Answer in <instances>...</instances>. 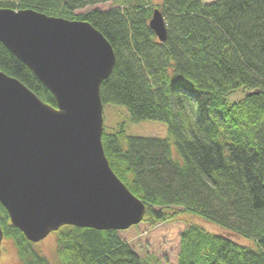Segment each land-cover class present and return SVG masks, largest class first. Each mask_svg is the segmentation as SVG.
Instances as JSON below:
<instances>
[{
    "label": "trees",
    "instance_id": "obj_1",
    "mask_svg": "<svg viewBox=\"0 0 264 264\" xmlns=\"http://www.w3.org/2000/svg\"><path fill=\"white\" fill-rule=\"evenodd\" d=\"M107 2L118 7L77 13ZM0 9L90 23L117 59L101 86L104 105L125 107L133 123L168 125V139L129 136L122 124L102 141L113 172L146 205L143 222L184 213L224 232L191 226L178 264H264V0H18ZM155 10L167 25L164 43L149 25ZM0 71L56 106L2 43ZM239 90L244 97L231 102ZM0 225L20 264H51L1 204ZM56 255L59 264H144L119 231L63 227Z\"/></svg>",
    "mask_w": 264,
    "mask_h": 264
},
{
    "label": "water",
    "instance_id": "obj_2",
    "mask_svg": "<svg viewBox=\"0 0 264 264\" xmlns=\"http://www.w3.org/2000/svg\"><path fill=\"white\" fill-rule=\"evenodd\" d=\"M149 25L164 43L159 10ZM0 43L56 103L0 71V204L11 225L34 244L63 227L120 232L140 225L146 205L113 172L102 141L101 86L117 61L109 41L85 21L0 9ZM3 240L0 225V259Z\"/></svg>",
    "mask_w": 264,
    "mask_h": 264
},
{
    "label": "rangeland",
    "instance_id": "obj_3",
    "mask_svg": "<svg viewBox=\"0 0 264 264\" xmlns=\"http://www.w3.org/2000/svg\"><path fill=\"white\" fill-rule=\"evenodd\" d=\"M7 2H17L18 0H0ZM153 4H160L161 0H152ZM206 3L217 0H203ZM118 5L112 2L99 3L77 11L78 14L86 13L94 9L107 11L117 8ZM244 97L243 90L237 91L230 96V101L235 102ZM104 132H116L122 124L125 125L126 133L133 137L144 138H169V127L165 123L144 121L133 123L131 115L125 107L107 104L104 106ZM180 208H174L171 212H181ZM199 226L210 233L223 234L224 232L217 226L205 222L198 217L180 213L173 220L165 223L152 225L150 222H142L140 225L132 227L127 231H120L121 237L130 247L142 258L144 264H178L180 252L181 235L191 226ZM58 232L51 233L46 239L35 244L36 249L46 257L51 264H59L56 255V237ZM234 240L250 245L249 241L234 237ZM0 264H20L14 242L9 238H4L2 242V256Z\"/></svg>",
    "mask_w": 264,
    "mask_h": 264
}]
</instances>
